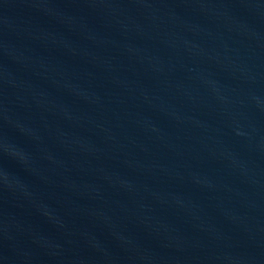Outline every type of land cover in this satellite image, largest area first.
I'll list each match as a JSON object with an SVG mask.
<instances>
[{
	"label": "water",
	"instance_id": "95a60500",
	"mask_svg": "<svg viewBox=\"0 0 264 264\" xmlns=\"http://www.w3.org/2000/svg\"><path fill=\"white\" fill-rule=\"evenodd\" d=\"M0 264H264V0H0Z\"/></svg>",
	"mask_w": 264,
	"mask_h": 264
}]
</instances>
